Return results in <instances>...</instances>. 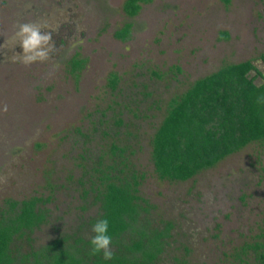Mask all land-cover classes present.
Wrapping results in <instances>:
<instances>
[{
	"label": "rangeland",
	"instance_id": "374dc122",
	"mask_svg": "<svg viewBox=\"0 0 264 264\" xmlns=\"http://www.w3.org/2000/svg\"><path fill=\"white\" fill-rule=\"evenodd\" d=\"M124 1L0 0V44H11L18 23L46 22L55 45L49 60L27 66L0 53V210L7 199H44L35 249L66 233L90 238L99 203L79 179L99 155L111 162L115 142L142 175L136 227L172 225L157 264H254L241 246L264 228V140L170 181L154 171L151 139L168 101L194 80L248 59L264 75V0H151L133 17ZM125 22L130 37L120 40L114 32ZM76 54L87 59L78 77L68 64ZM15 244L28 250L24 238Z\"/></svg>",
	"mask_w": 264,
	"mask_h": 264
},
{
	"label": "trees",
	"instance_id": "16d2710c",
	"mask_svg": "<svg viewBox=\"0 0 264 264\" xmlns=\"http://www.w3.org/2000/svg\"><path fill=\"white\" fill-rule=\"evenodd\" d=\"M150 1L125 0L122 9L133 17L142 4ZM221 2L227 5L230 0ZM131 27V22H125L115 30V37L128 39ZM226 37L227 32H223L221 38ZM86 62V58L74 55L68 62L69 71L78 77ZM251 70L256 75L249 76ZM257 75L262 77L260 84L255 83ZM117 83V74L111 73L108 85L115 89ZM116 122L121 124L122 119ZM263 140L264 75L248 59L225 64L194 80L168 101L151 139V159L160 179L184 181L246 144ZM108 151L111 162L105 163L103 154L99 155L93 171H84L83 176L88 177L81 176L79 183H89L83 195L91 190L99 203V213L90 221L92 225L101 218L109 221L113 258L104 260L102 253L90 254L93 233L88 239L66 233L39 248L32 247V231L46 221L47 210L38 205L43 198L31 196L20 201L7 199L5 208L0 210V264H157L164 237L169 235L172 225L166 222L163 229L136 227L143 209L138 194V179L142 175L130 169L124 146L111 142ZM130 231L132 235L125 242L124 235ZM256 237L241 246V252L245 254L251 249L254 264H264V228ZM23 238L28 245L25 252L15 244L16 239ZM236 256L240 258L239 253Z\"/></svg>",
	"mask_w": 264,
	"mask_h": 264
},
{
	"label": "clouds",
	"instance_id": "9594fccd",
	"mask_svg": "<svg viewBox=\"0 0 264 264\" xmlns=\"http://www.w3.org/2000/svg\"><path fill=\"white\" fill-rule=\"evenodd\" d=\"M49 25L46 22H25L18 23L11 44L5 40L0 44V53L6 54L11 52L8 57L13 63H22L31 65L36 62L43 63L49 60L54 51V42L52 40V32L45 31ZM20 51H13L16 48ZM3 111L7 112V106L3 107ZM109 221L106 218L98 219L91 228L93 233L89 240L91 255L101 254L104 260H111L114 256L112 251V237L108 234Z\"/></svg>",
	"mask_w": 264,
	"mask_h": 264
}]
</instances>
